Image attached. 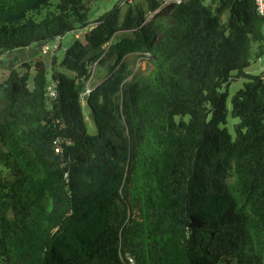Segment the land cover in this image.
I'll list each match as a JSON object with an SVG mask.
<instances>
[{"label": "trees", "instance_id": "1", "mask_svg": "<svg viewBox=\"0 0 264 264\" xmlns=\"http://www.w3.org/2000/svg\"><path fill=\"white\" fill-rule=\"evenodd\" d=\"M215 1L162 8L159 32L144 22L155 0L121 18L115 5L65 48L73 76L37 61L31 79L0 82V264H264V76L245 72L264 17L254 0ZM88 15L86 0H0V52L43 54ZM137 52L153 68L127 80ZM95 62L109 72L85 98L89 134L80 93ZM238 78L232 140L222 88ZM230 163L238 204L219 179Z\"/></svg>", "mask_w": 264, "mask_h": 264}, {"label": "rangeland", "instance_id": "2", "mask_svg": "<svg viewBox=\"0 0 264 264\" xmlns=\"http://www.w3.org/2000/svg\"><path fill=\"white\" fill-rule=\"evenodd\" d=\"M57 0H51V3L54 5ZM141 5L143 8L146 6V0H124L117 1V0H86V6L89 8V26L93 27V21L96 20L101 14L110 10L115 5L119 8V18L123 16L128 5ZM204 4L215 6L216 1L213 0H204ZM157 13L153 14L152 16H148V12L146 13L147 22H151L154 29L159 32L161 31L167 24L168 19L157 15ZM228 18V11L225 10L220 15L221 22H225ZM264 25V23H263ZM262 25V31H263ZM74 35L73 32H67L63 35L60 43L61 48L53 51L50 50L46 54L40 53V48L36 45H31L29 48H15L9 51L0 52V82L4 80L11 69H15L19 74H28L29 79H31L34 75V65L37 61L44 62L48 73L50 74L51 71V62L54 61L52 65L56 70L65 72L69 76H73V73L62 68L59 65V61L63 56V52L65 48H67L70 43L73 41ZM51 46V45H50ZM104 48H107L106 46ZM54 56V60H53ZM139 54L131 53L125 56L124 61L127 66V70H129L130 75L128 76L127 80L131 79H140L147 74L153 68L151 59H139ZM261 63L264 65V54L260 56ZM258 62L256 59V45L252 44L250 49V68L247 69L248 71L252 70L253 74L261 73L258 70ZM109 72L107 64L99 65L96 62L90 66V77L87 80V84L89 87H93L100 82L107 76ZM246 80L244 78H238L231 81L227 86L222 88V91L227 92L226 97V120L225 124L221 125V127L226 128L227 132L231 136L232 140L235 138V125L239 122V119L233 117L231 115V96L233 93L243 86V83ZM83 100L82 109L86 119V130L87 133L93 134L95 132V127L93 122L90 120L88 115V108ZM1 148V145H0ZM6 172L3 165L0 163V174H4ZM219 179L223 183L224 188L228 196L232 199L235 204H238L241 200L238 187L236 185L235 176L233 173L232 164L225 165L222 170L219 172ZM219 264H226L224 260H222ZM231 264H236L232 261Z\"/></svg>", "mask_w": 264, "mask_h": 264}, {"label": "built area", "instance_id": "3", "mask_svg": "<svg viewBox=\"0 0 264 264\" xmlns=\"http://www.w3.org/2000/svg\"><path fill=\"white\" fill-rule=\"evenodd\" d=\"M117 1H124V0H117ZM188 0H155L157 2V7L153 9L152 11H148V16H152L153 14L159 12L162 8L169 6V5H179L187 2ZM255 4V9L258 15L264 17V0H254ZM145 21H147V18H145ZM144 21V22H145ZM92 27L89 25L82 27V28H76L75 30L71 31L73 32L74 38L83 41L84 36L86 32H88ZM63 35L55 37L52 41H47L41 45V52L43 54L48 53L50 50L56 51L61 48V39ZM51 45V46H50ZM109 42H107L104 47L108 46ZM137 55L139 54V59H149L150 58V53L149 52H137ZM50 96H53L54 93L50 87H48ZM92 90V87H89L88 84L86 83L84 90L80 93V99L81 103H83V100L85 101V98L87 95L90 93ZM85 103V102H84ZM129 262L133 263V260L129 258Z\"/></svg>", "mask_w": 264, "mask_h": 264}, {"label": "crops", "instance_id": "4", "mask_svg": "<svg viewBox=\"0 0 264 264\" xmlns=\"http://www.w3.org/2000/svg\"><path fill=\"white\" fill-rule=\"evenodd\" d=\"M263 34H264V25H263ZM256 59H257V62L259 63L257 68H258V70H259L261 73H263V76H264V65H262V63H261V58H260V57H256ZM249 68H250V66H249L248 68L245 69V72H246V73L253 74L252 70H250V71L247 70V69H249ZM259 74H260V73H259Z\"/></svg>", "mask_w": 264, "mask_h": 264}]
</instances>
